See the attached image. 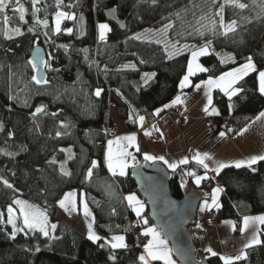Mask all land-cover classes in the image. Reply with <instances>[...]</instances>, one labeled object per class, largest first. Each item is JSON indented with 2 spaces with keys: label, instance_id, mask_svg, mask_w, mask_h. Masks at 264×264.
Here are the masks:
<instances>
[{
  "label": "trees",
  "instance_id": "1",
  "mask_svg": "<svg viewBox=\"0 0 264 264\" xmlns=\"http://www.w3.org/2000/svg\"><path fill=\"white\" fill-rule=\"evenodd\" d=\"M64 2L76 4L77 0ZM222 2L218 0L214 6L212 0H156L155 4L151 0H78L77 7L63 9L76 14L75 21L63 20L73 32L68 34L62 30L55 34L54 13L57 9L53 6L54 0H46V4L39 7H47V13L41 11L38 16L49 22L47 46L58 56L59 66L54 68L60 69L58 72L47 69V85H37L31 79L36 71L28 64L33 48L41 44L37 33L28 32L30 26L15 20L24 35L11 40L0 37V123L3 124L0 129V150H3L0 151V176L8 179L18 190L14 192L0 183V209L5 211L6 206L19 197L46 209L50 222L57 224L52 234L56 239L37 232L27 236L20 233L13 240L9 238L11 226H0V264H140L138 257L142 251L135 246L132 234L126 232L127 217L136 221L140 230L155 224L145 200L146 208L141 217L147 218V225L142 223L141 217L134 213L125 199L130 193L139 194L137 182L131 175L133 168L128 175L113 176L105 164V126L110 124L109 105H116L126 127L136 131L139 128L138 116L148 114L150 118L156 117L153 115L155 110L178 95L179 82L186 74L191 54L183 51L169 59L165 46L172 51L174 44L177 48L184 44L199 47L211 41L212 51L200 57L201 64L208 71L194 75L192 85L243 64L249 56L257 69H264V0H240L248 5L246 9L226 6L225 22L235 19L238 23L235 33L228 36L219 35L222 31L219 27L216 35L208 30L212 20L218 22L214 12ZM111 7L117 9L126 29L111 23L113 33L109 42L97 43V22L106 21L105 10ZM80 14L87 21L83 38L79 37L77 22ZM169 23L174 26L167 30L165 42L153 37L132 39L140 30L164 27ZM196 30L203 31L204 35H198ZM37 37L38 43H33ZM62 45H69V48ZM5 48L7 51H2ZM83 49H87V53ZM222 52L231 54L234 60L222 63ZM130 65H135V68ZM148 71H155L156 76L144 86L141 77ZM237 86H242L244 91L239 97L232 98L231 109L227 96L216 93L214 99L222 115L234 116L232 128H224L219 117L215 126L231 130V134L238 132L264 108V95L256 90L257 73H250ZM97 88L104 90L99 97L95 95ZM186 89L191 90L193 86ZM41 105L46 106L49 113L56 112L57 116L39 114L34 119L32 113ZM133 119L137 122L133 123ZM60 121L69 127H61ZM57 131L66 134L57 137ZM68 148L75 156L66 165L72 174L65 176L58 164L50 165L48 161L53 157L60 162L67 160L68 153L60 150ZM4 152L15 155L7 156ZM93 160L99 161V166L88 180L86 172ZM188 172L195 175L188 176ZM170 173L172 194L181 199L185 185H194V177L204 171L197 164L188 162L170 170ZM219 177L224 188L222 207L217 210L219 220L264 212V162L258 163L255 172L247 167L230 166L222 169ZM72 189L78 193L86 192L87 201L98 220L97 230L104 235H127L126 249L101 248L99 244L106 238L92 241L59 217L58 201ZM112 209L116 210L115 214ZM260 239L264 241V231ZM37 244L39 252L35 251ZM113 251L116 261L110 259ZM246 252L247 258L235 264H264V243L253 245ZM199 264H224V260L220 256H209L199 260Z\"/></svg>",
  "mask_w": 264,
  "mask_h": 264
},
{
  "label": "snow or ice",
  "instance_id": "2",
  "mask_svg": "<svg viewBox=\"0 0 264 264\" xmlns=\"http://www.w3.org/2000/svg\"><path fill=\"white\" fill-rule=\"evenodd\" d=\"M153 4L156 3V0H151ZM30 3L32 5L31 9V15L34 18V22L36 25H43L44 28L49 27V22L47 19H40L38 16V13L41 11H44L47 13V7L41 8L39 5L42 3L46 4V0H30ZM218 3V0H212V4L215 6ZM57 11L54 13L55 15V26L53 29V32L55 34L61 33V23L64 19L73 20L75 21L77 19L75 12H69L64 11V8H74L78 6V0L76 4H65L64 0H54L53 5ZM230 6L232 8H239V9H246L248 7L247 4L240 2V0H223L222 3H219V7L216 8L214 12V16L218 18L217 20H212L211 26L208 28L209 31L213 33V35L217 34V27L222 29V31L219 32V35L222 36H228L230 33H235L238 23L237 20L232 19L229 22H225L224 19V12L225 7ZM11 10L13 12L19 13V19L23 21L24 23H27L25 16L28 13V9L24 7L23 4L20 3V0H0V16H2L4 24L8 23L9 17L6 15L7 10ZM115 15V13H112ZM201 19H204V17H201ZM174 25L172 23H169L164 26V30L167 31L168 29L172 28ZM204 27L203 25L201 26ZM99 29V39L101 41L105 40L107 34L112 31L108 23H99L98 25ZM28 32H34V27H29L27 29ZM63 31H66L68 34H71L73 32L72 28H66ZM198 35L203 36L204 32L200 30H196ZM4 36L11 40L14 37L23 36L24 32L21 30V28H13V29H6L3 30ZM45 37H48V33L45 32ZM132 39H141V35L137 34L132 37ZM33 43H38V37ZM159 43V41H157ZM178 43V42H177ZM211 41H206L202 46H195V45H188L184 44L182 47L177 48L174 44L172 46V51L168 50V47L165 46V52L168 54V58L172 59L174 56L181 54L183 51H190L191 59L189 60L187 64V70L186 74L183 75L182 79L179 82V87L181 90H183L185 87L193 86L196 89H199L201 85H204L206 88V96H207V103L204 105L203 111L212 116V115H220V112L217 108L211 107L213 105V97H212V90L213 88H219L223 93H225L230 101L228 107L231 109L233 107L231 101L233 97H239L241 93H243L244 89L242 86L239 85V82L244 80L246 76H248L250 73H257V91L259 94L264 95V70H258L256 64L254 63L251 56L247 57L245 62L241 64L238 67H235L231 69L228 72L222 73L220 76L216 78L209 77L205 81H201L199 84L192 85V82L190 80V77L196 75L197 72H207L208 69L203 67L199 62L198 59L202 56H206L209 54V49L211 48ZM65 49L69 48V45H62ZM85 53H87V49H83ZM228 60H234V57H228L227 59H222V63H227ZM143 63V61H141ZM28 64L32 69H35L37 72V75H33L31 79L35 81L37 85H47L49 81L47 80L46 76H41L39 73L41 72V64L43 65V70L46 72L47 69L51 68L52 71H60V69L52 68V65L48 63L47 61H41L38 63L36 60H30L28 61ZM131 67L135 68V65H130ZM124 67H129V65H125ZM105 71H107V67L105 66ZM156 76V73H144L143 74V84L144 86H147L149 84V81L152 80ZM104 90L102 88H97L95 90V95L99 97ZM118 91V90H117ZM12 99H15V97H12ZM27 103V101H25ZM185 103V100L181 98L180 95H177L174 100L171 101L170 104L163 105L162 108H157L153 115L159 116L164 109L171 107L175 104H181L183 105ZM211 108V110H210ZM135 112V109L132 110ZM51 115L53 117L57 116L56 112L49 113L46 111V106L41 105L37 106L35 108V111L32 113L33 118L35 119L37 115ZM130 115V119H131ZM264 118V111L260 112L257 116V119ZM145 117L144 116H138V121L143 128ZM133 123H136L137 120L133 119ZM60 126L63 128L69 127L68 124H66L64 121H60ZM3 128V124L0 123V129ZM154 130L159 132L158 128H155L153 126ZM231 131V130H229ZM243 131H246V129H241V133ZM107 133V130H105ZM66 133H62L60 131L56 132V136H62ZM144 134L147 136H151L152 132L145 130ZM9 135H13V133H9ZM162 135V133H161ZM226 135L225 132H221L220 136L224 137ZM123 142V143H122ZM114 146H116L114 148ZM129 147H135L136 151H140L139 145L137 143V135L135 133H132L130 135H124V136H116L111 140H108L107 142V151H106V165L107 168L112 172L113 175H116L117 172L119 175L123 176L126 175V169L129 166L128 158H131L133 162H135L136 157L133 155L132 152L128 151ZM3 151V150H0ZM61 152H67L68 157L67 160L60 162L57 161L55 157H53L51 160L48 161L50 165H59L60 172L65 176H70L72 173L66 168L68 160H72L75 156V153L72 151L71 148L68 149H61ZM7 156H13L15 153L11 152H4ZM145 160H164L163 156H153V155H144ZM209 158V153L205 152L201 154L200 152H197L192 159L197 161L198 164L202 165L205 169L209 168V165L205 163V160ZM189 162L188 158H183L179 163L180 164H187ZM259 162H264V154L262 155H252L246 160H237L232 163H234V166L236 168H241L244 166H247L250 168L253 172H255L257 169L253 167V165L258 164ZM165 163H168L165 160ZM99 166V161L93 160L91 161V167L87 169L86 172V179L90 180L93 176V170ZM231 164L224 163V162H217V166L212 169V171L216 172L217 174L224 168L230 167ZM169 167L172 169H176L178 165L176 163L169 164ZM14 175V173H13ZM188 176H194V172H188L186 173ZM207 179V175L204 176H196V183L200 184L201 180ZM0 183H2L7 189H11L14 192L18 191L15 189L14 185L9 182L8 179L0 176ZM224 189L221 187H217L214 189L211 199V205H209L208 200L204 201V205L202 207L203 210H211L212 207H215L219 209L222 207V205L219 204V194L223 192ZM128 204L133 208L136 215L138 217H141V213L144 209V204L138 199V197L133 193L129 194L127 197H125ZM82 203V209L85 217H91L92 219L89 221L87 227H88V238L92 241L99 242L101 240H104L103 237L98 235L93 230V222H94V216L89 208V205L87 203L86 199H81ZM58 204L61 208H63L66 212L71 214L72 212L78 211L77 208V201H76V192H68L66 193L62 199L58 201ZM115 209H112L113 214H115ZM6 215V220H5ZM142 223L147 225L148 220L147 218L141 217ZM18 221H22L20 226H18ZM141 221H138V223ZM226 223H232L233 229H235L234 222H227ZM11 225V232L9 233V238L15 240L17 235L20 233H23L25 236L31 234L35 235L37 232L42 234L44 237H49L50 239H56L54 235H52L56 228L57 224L50 223L49 217L47 214L46 209H41L39 206L31 204L27 200L20 199L19 197H15L12 200L11 204H8L6 206V212L0 211V226H6ZM254 225H264V215L259 216H246L243 219V228L241 231L248 230L251 226ZM144 235H150L151 239L148 240V242L144 245L145 254H142L138 257V260L140 264H150L151 261H157L162 260L165 262V264H175V262L172 259V249L168 247V241L165 239L161 232L157 230L155 226L148 227L144 229ZM261 236V230L258 227H254L251 235V239L248 243L244 245V249L250 248L253 245H259L264 243L260 239ZM101 248L108 247L110 250H118V249H126L128 247L126 243V237L124 235H114L111 239L104 240V243L99 244ZM32 249H29L31 251ZM35 251L39 252L40 247L37 244L35 246ZM207 252L211 253V255L216 256L217 253L213 252L211 248L207 249ZM247 258V252L245 250H241V253L236 256H225L223 257L224 264H235L236 261H241L243 259ZM110 259L113 261L117 260V256L115 252L113 251L110 255Z\"/></svg>",
  "mask_w": 264,
  "mask_h": 264
},
{
  "label": "crops",
  "instance_id": "3",
  "mask_svg": "<svg viewBox=\"0 0 264 264\" xmlns=\"http://www.w3.org/2000/svg\"><path fill=\"white\" fill-rule=\"evenodd\" d=\"M152 33L153 36H156L155 38L161 39L158 36L159 34H157L156 32H152ZM211 51L212 49L210 48L209 53ZM230 56L232 57L231 54H227L224 52L220 53V57L222 59H227ZM240 65H237L235 67H238ZM258 70H264V69H258ZM145 73H156V72L148 71ZM192 77H190L191 81H192ZM207 79H204L202 81H205ZM152 80H150L149 83ZM200 82H198L197 84H199ZM186 88L187 87H185L183 90L180 89L178 93V95H180L181 98L185 100V103L183 105L181 104L179 105H181L185 109V112L187 114V116L184 118L183 122L181 123L177 121V116L170 113L169 111L175 105H178L175 104L169 108L164 109V111H162L159 116H156L154 118H150L148 114L140 115L145 117L143 128H141L138 121V126H139L138 130L131 131L126 127L124 122L120 119L117 106L114 104H110L108 109V119L111 125L112 132L108 140H111L116 136L130 135L132 133H135L137 135V143L139 145L140 151H136L135 147L128 148V151L133 153V155L136 157V160L135 162H133L131 158H128L129 166L126 169V175L130 173L131 168L138 166L143 161L148 163H161L164 166H166L169 170H174L169 167V164L176 163L178 166H180L182 164H180L179 162L185 157L188 158L189 162L195 163L203 169L204 173L200 176H204L206 174L208 178L209 174L207 173V171H209L214 182V185L210 190H208L209 189L208 187L203 185L205 179L201 180L200 184H197L196 177H194V185H188V184L185 185V191H187V193L191 197L190 209H196V216L194 217L195 222L191 224L190 230L191 233L193 234V239L197 248L203 249L206 252L208 248H211L213 252L217 253L216 256H220L222 259L225 256H236L241 253L242 249L246 251V249H244V245L250 241L254 227L260 228L261 232L264 231V225H254L251 226L246 231H241V229L243 228L244 217L264 215V212L245 214L238 219L224 218L216 223H212L208 220V213L213 209L216 210L218 209L215 207H212L210 211L209 210L202 211L201 209L204 205L205 200H208L209 205H211L212 194L215 188L217 187L223 188L219 177L221 171L218 174L212 171V169L217 166V162L229 163L231 164V166H234V163H232L234 161L246 160L252 155L264 154V118L257 119V116L259 115L260 112L264 111V108L260 112H258L257 115H255L246 125H244L241 128V129H246V131H243L241 133V129H240L235 134H231V132H229L226 129H217L216 126L211 125L209 122L210 118H218L223 113L221 108L217 104H215V100H214L215 94L219 93L225 96L227 95L223 93L219 88H213L211 93L213 97V105L211 107L217 108L220 112V115L210 116L203 111L204 105L207 103L205 86L201 85L199 89L193 87V89L191 90H187ZM170 103L171 102L167 104ZM153 126H155V128H158L159 132L155 131ZM145 130L151 131L152 135L151 136L145 135L144 134ZM221 132H225L226 135L224 137H221L220 136ZM108 140L105 142L104 160L106 156ZM115 147L116 146H114V148ZM197 152H200L201 154L205 152L209 153V158L205 160V163L209 165L208 169H205L202 165L198 164L197 161L192 159V157ZM145 154L153 155L157 157L163 156L164 160H159V159L145 160L144 158ZM165 160L168 163H165ZM105 164H106V160H105ZM257 166L258 164L253 165V167H255L256 169ZM109 173L113 175L110 170ZM116 175H119V173L117 172ZM72 191L76 192L78 211L69 214L59 206V217L65 221L70 222L72 227L78 229L81 233L88 236L87 225L92 218L85 217L81 203L82 198L87 200L86 192L83 190L80 193H78L75 189H72L68 192H72ZM223 193L224 191L219 194L218 202L220 205H221V199ZM139 200L144 204V209H143L144 211L146 208L144 199L140 198ZM89 208L95 218L93 222V230L98 235L106 239H111V237L114 235H124L126 237V243L128 245L127 235L125 233L104 235L99 230L94 228V226L97 224V217L95 216L94 210L91 208L90 205ZM0 211H4V210L0 209ZM226 221L234 222L235 229H233L232 223H226ZM237 222L239 223L238 225L236 224ZM152 226L155 225H148L145 228ZM145 228H143L142 230L144 231ZM157 230L161 232L158 228ZM150 239L151 236L149 235V240ZM168 247H170L169 242H168ZM209 256H213V255L209 253ZM157 261L161 262L162 260H157Z\"/></svg>",
  "mask_w": 264,
  "mask_h": 264
},
{
  "label": "water",
  "instance_id": "4",
  "mask_svg": "<svg viewBox=\"0 0 264 264\" xmlns=\"http://www.w3.org/2000/svg\"><path fill=\"white\" fill-rule=\"evenodd\" d=\"M105 18L122 30L126 29V24L118 17L115 7L105 10ZM77 22L79 37L83 38L87 28L86 17L80 14ZM46 56L44 47L38 44L32 50L31 60L40 63ZM39 75L46 76L42 64ZM131 175L137 182L140 196L148 203L150 218L171 245L176 260L180 264H199L196 257L197 247L190 230L191 224L195 222L196 209H190L191 197L187 191L181 199L173 196L170 170L161 163H141L133 168Z\"/></svg>",
  "mask_w": 264,
  "mask_h": 264
},
{
  "label": "built area",
  "instance_id": "5",
  "mask_svg": "<svg viewBox=\"0 0 264 264\" xmlns=\"http://www.w3.org/2000/svg\"><path fill=\"white\" fill-rule=\"evenodd\" d=\"M99 23H108V22H98ZM110 28L112 29V26L110 23H108ZM98 25H97V37H96V42L97 43H107L109 42V39L111 38V35L113 33V29L112 31H110L105 40L101 41L99 39V29H98ZM40 37L41 40V44L44 46L45 50L47 51V55L49 54V50H48V46L47 43L44 41L43 36H41V34H37ZM2 51H7V48H5ZM48 59V58H47ZM170 113L174 114L177 116V121L179 123L183 122L184 118L187 116L186 112L184 111V109L177 105L174 107L173 110L170 111ZM233 119L234 116L232 114H223L220 117V123L224 128H232L233 127ZM209 122L211 125H215L217 123V120L215 118H210ZM105 130H107V133L105 132V141H107L110 136H111V125L109 123L106 124L105 126ZM208 174L210 175V172L208 171ZM206 186H212L213 185V180L211 178L205 180L203 182ZM128 220V228L126 229V232L131 233L132 236L134 237V242H135V246L137 248H139L142 251V254H145V249H144V245L148 242L149 240V236L144 235V231L140 230L138 227V224L136 221L132 220L129 216L127 217ZM208 220L212 223H216L219 220V215L216 209L211 210L208 213ZM237 225L239 224L238 222L236 223ZM196 257L198 260H205L209 257V253L204 251L203 249L197 248L196 250ZM150 264H164V263H155L154 261H151Z\"/></svg>",
  "mask_w": 264,
  "mask_h": 264
},
{
  "label": "rangeland",
  "instance_id": "6",
  "mask_svg": "<svg viewBox=\"0 0 264 264\" xmlns=\"http://www.w3.org/2000/svg\"><path fill=\"white\" fill-rule=\"evenodd\" d=\"M20 3L21 4H23L24 5V7L26 8V9H28V13H27V15L25 16V19H26V21H27V23H24L23 21H21L20 19H19V13L18 12H13L12 10H11V8H9V10H7V12H6V15L9 17V20H8V23L7 24H4V22H3V19H2V16H0V22H1V29H0V37H4V34H3V30H6V29H13V28H17V27H19L18 25H16L15 24V20H18L20 23H22V24H27L28 26H30V27H34L35 28V32L37 33V34H41V36H43V39H44V41L47 43V42H49L48 40H49V38L47 37H45V32H46V28H44V26L41 24V25H36L35 24V22H34V18H33V16L31 15V9H32V5H31V3H30V0H20ZM40 6V5H39ZM41 19V18H40ZM55 19V18H54ZM98 25V24H97ZM20 28V27H19ZM67 28V26H65V24L63 23V21H62V23H61V29L62 30H64V29H66ZM152 32H156L157 34H159L158 36L165 42L166 41V33H167V31H165L164 30V27L163 26H159L158 28H152V27H149V28H147V29H144V30H140V31H138L135 35H137V34H140L141 35V38H147V39H152L151 37H156V36H153V33ZM209 51H210V49H209ZM47 60H45V61H47L48 63H50L51 65H52V68H54V67H57V66H59V60H58V56L57 55H55L54 53H52V51L51 50H49V54H48V56H47ZM190 59H191V55H190ZM198 62L201 64V61H200V58L198 59ZM49 69H51V68H49ZM36 71V70H35ZM203 185L204 186H206L204 183H203ZM206 187H209V186H206ZM137 197H138V199H140V198H142V197H140L139 196V194H135ZM140 197V198H139ZM31 204H33V203H31ZM34 205H36V204H34ZM38 206V205H37ZM40 207V206H39ZM41 208V207H40ZM42 209V208H41ZM6 216H5V220H6ZM49 221H50V219H49ZM22 223V221H18V226H20V224ZM51 223V222H50ZM95 227V226H94ZM149 236V235H148ZM112 238V237H111ZM169 248H171L172 249V247H171V245H170V247ZM172 259H173V261L175 262V264H180L177 260H176V258L174 257V254H173V251H172ZM161 262H163L164 264H165V262L164 261H161Z\"/></svg>",
  "mask_w": 264,
  "mask_h": 264
}]
</instances>
